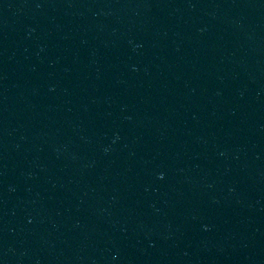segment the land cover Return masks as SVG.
Here are the masks:
<instances>
[{
    "label": "water",
    "instance_id": "obj_1",
    "mask_svg": "<svg viewBox=\"0 0 264 264\" xmlns=\"http://www.w3.org/2000/svg\"><path fill=\"white\" fill-rule=\"evenodd\" d=\"M0 264H264V0H0Z\"/></svg>",
    "mask_w": 264,
    "mask_h": 264
}]
</instances>
